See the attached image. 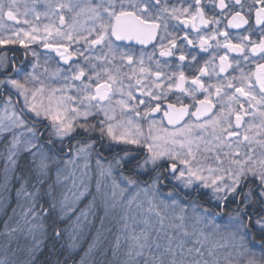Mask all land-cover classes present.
I'll return each mask as SVG.
<instances>
[{
	"label": "snow or ice",
	"instance_id": "snow-or-ice-1",
	"mask_svg": "<svg viewBox=\"0 0 264 264\" xmlns=\"http://www.w3.org/2000/svg\"><path fill=\"white\" fill-rule=\"evenodd\" d=\"M13 191L0 264H264V0H0Z\"/></svg>",
	"mask_w": 264,
	"mask_h": 264
},
{
	"label": "rangeland",
	"instance_id": "rangeland-1",
	"mask_svg": "<svg viewBox=\"0 0 264 264\" xmlns=\"http://www.w3.org/2000/svg\"><path fill=\"white\" fill-rule=\"evenodd\" d=\"M23 3L24 2L21 1V5H23ZM14 196H15V193H14ZM10 201H11V198H10ZM11 203L12 204H11V208H10V215L12 214V208L13 207H16V205H15V197H14V200ZM17 212H19V209L18 208H17ZM102 215H103L102 212H100V213L97 214L98 217L99 216H102ZM89 219L91 220L93 218L92 217H89ZM100 225H101V220L99 218H96L94 220V227L93 226H90L89 228L85 229V236H84V239L80 241V246L84 243L85 240H87L88 243H91L92 242L93 238L96 236V230L100 228ZM105 227L106 228H111V232L103 231L102 230L101 231V237L104 240L106 237H108L109 234H111V237H110L111 243H110L109 247L107 248L110 251V252H108V254H109L108 261H109V264H114L111 247H112V245L115 244V241H116L117 228L114 226V223L111 222L110 220H106L105 221ZM2 229H3V226L1 228V230ZM6 242H7L6 241V238H3V237L1 238L0 237V248H2V246ZM17 242L18 243L20 242L21 245H22V247H24L25 244H26V241H25V238H24L23 235H19L17 237V240H13V247L16 246V243ZM99 249L100 248H94L93 251H92V253L89 256L85 257V260L88 261V262H90L91 261V257H93V256H96L97 258H106V254H103L102 252H100V254H98L99 253V251H98ZM87 250H88V248H87ZM20 255H21V253H20ZM20 255L18 254L19 259L23 260L24 259V255L21 256V257H20Z\"/></svg>",
	"mask_w": 264,
	"mask_h": 264
},
{
	"label": "trees",
	"instance_id": "trees-1",
	"mask_svg": "<svg viewBox=\"0 0 264 264\" xmlns=\"http://www.w3.org/2000/svg\"><path fill=\"white\" fill-rule=\"evenodd\" d=\"M14 197L15 196H14V191H13L11 193L10 204H12L11 202L14 200ZM10 208L11 207H5V208L0 209V225L3 226V221L6 220L8 218V216H10ZM108 237L110 238L111 235H108ZM110 243H111V241H108L105 244L106 247H109ZM21 248H23L22 245H21ZM103 250H106V248ZM98 251H99L98 254H100V252H102L101 248ZM18 254L20 255V253H18ZM21 256H23V253H21L20 257ZM18 258H19V256H18ZM108 258H109V254H108V251H106V258H97L96 256H93V257H91V261L88 262V264H105V262ZM40 259H41V262H43L45 260V257L42 256ZM69 264H72V263L69 262Z\"/></svg>",
	"mask_w": 264,
	"mask_h": 264
},
{
	"label": "bare ground",
	"instance_id": "bare-ground-1",
	"mask_svg": "<svg viewBox=\"0 0 264 264\" xmlns=\"http://www.w3.org/2000/svg\"><path fill=\"white\" fill-rule=\"evenodd\" d=\"M1 228H2V225H0V230H1ZM0 237L1 238L2 237L5 238L4 236H0ZM108 241H111V239L109 237H106L104 239V243L102 245V249H105L106 248V251L110 252L107 249L108 247H106V245H105ZM19 245L21 247V243L20 242H19ZM88 246H89V243H88L87 240H85L84 243L77 248V251L73 253V256H74L75 261H80L81 257L84 256V253L87 251ZM70 263H72V262L70 261ZM105 264H109L108 259L106 260Z\"/></svg>",
	"mask_w": 264,
	"mask_h": 264
},
{
	"label": "flooded vegetation",
	"instance_id": "flooded-vegetation-1",
	"mask_svg": "<svg viewBox=\"0 0 264 264\" xmlns=\"http://www.w3.org/2000/svg\"><path fill=\"white\" fill-rule=\"evenodd\" d=\"M22 2H24V0H21ZM170 3H179V0H169ZM23 8V5H21V9ZM230 31H234V30H230ZM117 44H124L125 46L128 45L129 42H122V41H117ZM131 46L137 51V53H139V51L143 48L144 51H151L152 49V45H148L146 48L142 45H138L135 44L134 42H131Z\"/></svg>",
	"mask_w": 264,
	"mask_h": 264
}]
</instances>
